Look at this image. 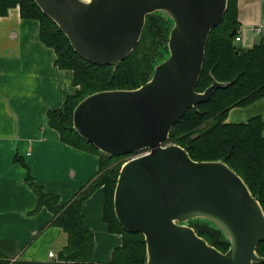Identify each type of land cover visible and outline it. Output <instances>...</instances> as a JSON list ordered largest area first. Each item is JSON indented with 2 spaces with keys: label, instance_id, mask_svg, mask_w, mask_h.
Instances as JSON below:
<instances>
[{
  "label": "water",
  "instance_id": "obj_1",
  "mask_svg": "<svg viewBox=\"0 0 264 264\" xmlns=\"http://www.w3.org/2000/svg\"><path fill=\"white\" fill-rule=\"evenodd\" d=\"M74 51L97 66H118L136 49L147 17L172 23L169 56L152 79L130 91L93 94L74 110L78 135L107 156H136L121 169L114 210L129 233L142 234L147 264H257L264 210L245 181L224 162H195L178 145L165 147L173 127L218 89L197 93L211 32L228 0H34ZM234 30L230 37L234 38ZM144 155H136L141 151ZM200 220L222 231L227 253L188 225Z\"/></svg>",
  "mask_w": 264,
  "mask_h": 264
},
{
  "label": "trees",
  "instance_id": "obj_2",
  "mask_svg": "<svg viewBox=\"0 0 264 264\" xmlns=\"http://www.w3.org/2000/svg\"><path fill=\"white\" fill-rule=\"evenodd\" d=\"M17 7L23 19L39 21L41 42L55 50L56 66L71 71L73 85L79 88L66 98L60 110L48 113L49 125L57 130L64 144L97 155L99 173L70 203L62 206L60 197L46 192L29 172L26 182L38 199L35 213L47 208L53 214L47 227L61 228L67 236V244L53 261L13 264H96L95 235L86 225L83 212L88 200L99 189H103V221L107 231L123 237V244L114 251L111 264H147L144 236L124 230L114 210L115 189L121 170L116 163L126 156H107L81 138L74 130L73 116L78 104L93 94L136 90L149 82L154 63H160L158 60L168 53L171 22L162 15L148 16L139 44L124 62L116 67L97 66L86 62L74 51L65 34L34 0H0V18ZM238 13V0H228L224 19L210 34L196 92L204 93L211 87L212 78L229 86L218 89L209 102L199 105L198 111L189 110L173 127L167 144L184 148L195 162L227 164L245 181L264 210V120L254 117L244 124L226 123L232 109L264 99V35L252 49L238 47L235 40L240 31ZM234 30L236 35L231 38ZM190 226L218 251L228 252L230 244L213 225L193 221ZM257 254L264 259V242L259 245ZM0 264L9 263L2 261Z\"/></svg>",
  "mask_w": 264,
  "mask_h": 264
},
{
  "label": "crops",
  "instance_id": "obj_3",
  "mask_svg": "<svg viewBox=\"0 0 264 264\" xmlns=\"http://www.w3.org/2000/svg\"><path fill=\"white\" fill-rule=\"evenodd\" d=\"M238 8L242 40L236 45L252 49L264 35V0H238ZM56 61L55 50L41 42L39 21L23 19L19 7L0 18V262H50L67 244L61 228L47 227L53 218L47 208L35 213L38 199L26 182L29 172L62 206L99 173L97 155L64 144L49 125L48 113L79 90L73 73L60 70ZM254 117L264 120V99L232 109L227 121L244 124ZM103 210L99 189L83 214L95 235V263L111 264L123 237L107 231Z\"/></svg>",
  "mask_w": 264,
  "mask_h": 264
},
{
  "label": "rangeland",
  "instance_id": "obj_4",
  "mask_svg": "<svg viewBox=\"0 0 264 264\" xmlns=\"http://www.w3.org/2000/svg\"><path fill=\"white\" fill-rule=\"evenodd\" d=\"M152 15H154V14H152ZM155 15H162V14H159V13H155ZM163 16V15H162ZM164 17V16H163ZM164 18H166V17H164ZM171 27H172V23H171ZM171 30H172V28H171ZM171 33V32H170ZM169 38H170V36H169ZM168 44H169V41H168ZM167 47H168V53L165 55V56H163L162 57V59L160 58V60H158V61H161L160 63H162L164 60H166L167 58H168V56H169V46L167 45ZM160 63H154V68H155V66L156 65H158V64H160ZM152 79V77L150 78V80ZM199 109V108H198ZM252 112V113H251ZM246 114H249V115H251V116H253V115H255L254 114V112L253 111H249V112H246ZM242 115V113H240V116ZM243 116V115H242ZM227 120H228V117H227ZM226 120V123H229L228 121ZM74 127V126H73ZM167 145V144H166ZM171 145V144H170ZM147 153V151L145 150V151H141V152H139V153H137L136 155H144V154H146ZM134 157H136L135 155L134 156H126V157H124V158H122V159H120L117 163H116V165L117 166H120L121 167V169H122V167L128 162V161H130L131 159H133ZM121 171V170H120ZM120 174V173H119ZM119 178V177H118ZM195 221H200V220H195ZM191 222H193V221H191ZM201 222H205V221H201ZM210 224V223H209ZM188 225H190V222H189V224ZM211 225H213V224H211ZM214 226V225H213ZM215 227V226H214ZM216 228V227H215ZM217 229V228H216ZM219 230V229H218ZM222 232V231H221ZM222 234L224 235V233L222 232ZM224 237H225V235H224ZM226 238V237H225ZM227 240V239H226ZM229 243V242H228ZM230 248V247H229Z\"/></svg>",
  "mask_w": 264,
  "mask_h": 264
},
{
  "label": "built area",
  "instance_id": "obj_5",
  "mask_svg": "<svg viewBox=\"0 0 264 264\" xmlns=\"http://www.w3.org/2000/svg\"><path fill=\"white\" fill-rule=\"evenodd\" d=\"M261 33H262V31L259 29V30H258V35H260ZM235 40H236V42H241L242 38H241L240 36H236V39H235ZM164 146H165V147H168V146H171V145H168V144L166 145V144H165ZM54 256H55V255H54L53 253L50 254V257L53 258Z\"/></svg>",
  "mask_w": 264,
  "mask_h": 264
}]
</instances>
